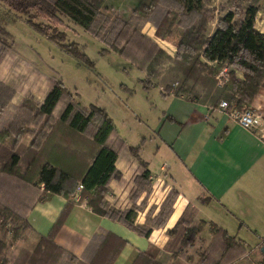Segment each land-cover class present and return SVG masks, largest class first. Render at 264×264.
<instances>
[{
    "label": "trees",
    "instance_id": "16d2710c",
    "mask_svg": "<svg viewBox=\"0 0 264 264\" xmlns=\"http://www.w3.org/2000/svg\"><path fill=\"white\" fill-rule=\"evenodd\" d=\"M10 9L27 17L28 24L57 42L80 62L91 66L77 43H64L66 34L59 15L68 16L107 48L129 59L146 72L141 80L145 88L154 86L162 72L173 77L164 91L184 95L193 102L216 107L221 100L238 108L250 104L264 80V34L254 23L261 0H226L217 6L211 0H137L132 13L154 25V36L164 40L178 19L182 28L180 40L171 39L176 50L168 55L157 43L130 24L129 20L107 17L101 10L106 0H0ZM37 17L50 24L37 23ZM216 19L208 34L209 23ZM52 24V25H51ZM176 31V30H175ZM178 42V43H177ZM0 46L4 44L0 40ZM169 66L161 70L162 63ZM222 66L228 68V80L218 87L215 75ZM14 91L0 84V264H8L7 251L19 239L24 241L11 264H113L126 242L106 232L89 261L74 258L55 239L75 204L112 222L124 225L139 236L148 238L151 229L162 227L169 214L171 197L150 225L134 223L132 209L116 210L105 199L116 171L121 140L117 128L104 108L81 106L77 95L61 81H51L42 100L24 97L16 113L10 111ZM61 106L58 109V106ZM59 106V107H60ZM143 168L137 147H127ZM147 170L131 192L137 197L149 182ZM80 197L73 199L78 184ZM59 195L66 203L47 235L33 233L27 217L37 203ZM209 226L213 242L197 253L195 264H229L244 252L242 245L225 229L213 222L183 215L166 231L168 239L162 249L149 243L136 253L131 264H183L179 256L201 240ZM264 240L260 242V247ZM259 247V251H260ZM216 254V256H214ZM261 262L264 264V255ZM191 259L193 256H186Z\"/></svg>",
    "mask_w": 264,
    "mask_h": 264
},
{
    "label": "crops",
    "instance_id": "0c3cea01",
    "mask_svg": "<svg viewBox=\"0 0 264 264\" xmlns=\"http://www.w3.org/2000/svg\"><path fill=\"white\" fill-rule=\"evenodd\" d=\"M210 23L212 27L210 31L207 29L208 34L214 30L216 19ZM254 23L256 29L264 34V0L260 1ZM144 34L158 46L165 41L157 39L154 31ZM163 50L172 56L176 48ZM9 60L15 61L14 58ZM7 72L5 84L16 91L20 100L28 95L37 100L44 98L47 91L44 82L25 84L17 68L9 66ZM159 78L162 79V74ZM162 87L164 90L165 84ZM163 95V114L153 131L167 146L169 162H161L151 170V159L145 158L148 154L143 156L141 144L137 147V156L145 165L143 168L127 148L133 144L119 136L121 143L115 165L119 178L112 179L105 199L108 206L116 210L132 209L135 212L134 223L148 226L172 196L164 226L152 228L149 237L145 238L120 223L94 214L83 201L75 204L56 236V243L74 258L89 261L101 237L109 232L126 242L113 264H131L136 253L146 249L149 243L162 249L168 239L166 231L181 216L187 215L193 217L194 223L200 220L213 222L239 241L244 252L229 264L261 262L259 247L264 240V126L249 131L219 112L217 106L193 102L184 95L174 96L172 91H164ZM250 104L264 120V80ZM10 111L15 112L11 108ZM144 169L148 171L146 180L149 185L138 190L134 198L131 189L136 187ZM65 203L66 200L59 195L37 203L27 217L33 233L47 235ZM200 237V241L179 256L181 263L192 264L191 259H186L188 255L193 256L195 264L197 253L213 242L208 225ZM22 242L19 239L16 245L11 246L7 253L8 264L14 261L23 247ZM62 264H69L68 260Z\"/></svg>",
    "mask_w": 264,
    "mask_h": 264
},
{
    "label": "rangeland",
    "instance_id": "374dc122",
    "mask_svg": "<svg viewBox=\"0 0 264 264\" xmlns=\"http://www.w3.org/2000/svg\"><path fill=\"white\" fill-rule=\"evenodd\" d=\"M136 1L106 0L101 10L111 19H127L142 32L152 34L155 30L153 23L145 22L132 13ZM223 1L225 0H211V5L217 6ZM59 16L64 22L63 26H58V29L66 34L64 43H77L92 65L88 66L77 60L59 43L49 40L31 27L25 15L17 13L0 1V40L5 45L4 48L0 46V84L13 89L5 84V78L10 72H7L9 66L17 68L25 84L31 82L39 85L44 82L48 87L51 81H61L69 91L76 93L81 106L88 107L93 104L104 108L113 120L120 137L134 147L143 144L142 154L149 155L145 158L151 159V170L161 162H169L170 152L167 146L158 140L153 130L158 127L156 124L163 114L165 102L162 86L175 84L173 77L162 72V79L152 81L157 83L155 86L145 88L141 82L146 77L144 71L124 56L112 51L102 52V49L107 48L102 41L74 23L68 16ZM178 21H175L171 35L160 42L159 47L176 48L177 44L174 45L171 39L175 34L179 35L178 39L181 37L182 28ZM35 22L50 24L43 17H37ZM211 27L210 23L208 31ZM9 58H14L15 61L10 62ZM167 66L168 62H164L159 69L163 70ZM15 92L11 109L17 114L16 108L21 98ZM22 94L24 95V92ZM59 106L58 109L61 108Z\"/></svg>",
    "mask_w": 264,
    "mask_h": 264
},
{
    "label": "built area",
    "instance_id": "2783aa9c",
    "mask_svg": "<svg viewBox=\"0 0 264 264\" xmlns=\"http://www.w3.org/2000/svg\"><path fill=\"white\" fill-rule=\"evenodd\" d=\"M216 84L218 87H223V85L228 80V68L227 66H222L220 70L215 75ZM216 109L226 114L231 118L236 124L246 130H255L259 127L264 126L263 118L255 111L254 107L249 104L242 108H238L234 103L230 104L226 100H221ZM83 189L81 183L78 184L76 191L73 195L74 200H78L80 197V191Z\"/></svg>",
    "mask_w": 264,
    "mask_h": 264
},
{
    "label": "water",
    "instance_id": "95a60500",
    "mask_svg": "<svg viewBox=\"0 0 264 264\" xmlns=\"http://www.w3.org/2000/svg\"><path fill=\"white\" fill-rule=\"evenodd\" d=\"M260 252L264 255V245L260 247Z\"/></svg>",
    "mask_w": 264,
    "mask_h": 264
}]
</instances>
